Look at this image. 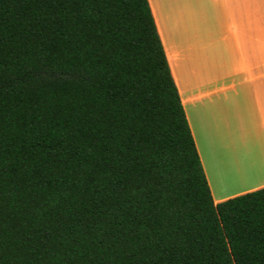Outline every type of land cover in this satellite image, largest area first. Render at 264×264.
I'll use <instances>...</instances> for the list:
<instances>
[{
	"label": "trees",
	"instance_id": "1",
	"mask_svg": "<svg viewBox=\"0 0 264 264\" xmlns=\"http://www.w3.org/2000/svg\"><path fill=\"white\" fill-rule=\"evenodd\" d=\"M0 264H264V186L215 202L149 0H0Z\"/></svg>",
	"mask_w": 264,
	"mask_h": 264
},
{
	"label": "crops",
	"instance_id": "2",
	"mask_svg": "<svg viewBox=\"0 0 264 264\" xmlns=\"http://www.w3.org/2000/svg\"><path fill=\"white\" fill-rule=\"evenodd\" d=\"M215 202L264 186V0H149Z\"/></svg>",
	"mask_w": 264,
	"mask_h": 264
}]
</instances>
